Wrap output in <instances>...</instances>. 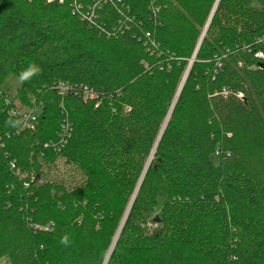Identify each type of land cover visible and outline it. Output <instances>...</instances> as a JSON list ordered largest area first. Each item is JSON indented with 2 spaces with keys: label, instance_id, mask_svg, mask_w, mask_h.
Wrapping results in <instances>:
<instances>
[{
  "label": "trees",
  "instance_id": "1",
  "mask_svg": "<svg viewBox=\"0 0 264 264\" xmlns=\"http://www.w3.org/2000/svg\"><path fill=\"white\" fill-rule=\"evenodd\" d=\"M217 1L0 0V259L104 264L154 153L108 264H264V0L219 1L177 98Z\"/></svg>",
  "mask_w": 264,
  "mask_h": 264
},
{
  "label": "built area",
  "instance_id": "2",
  "mask_svg": "<svg viewBox=\"0 0 264 264\" xmlns=\"http://www.w3.org/2000/svg\"><path fill=\"white\" fill-rule=\"evenodd\" d=\"M76 9H79V5H75ZM100 6H96L95 9ZM92 10L90 15H94L96 10ZM261 45H264V35L258 39V41ZM256 58L264 60V52L259 51L256 54ZM222 66L219 65V68ZM61 89L62 94L66 93L68 88L60 85L59 87ZM233 91L231 89H223V91L220 93L224 98H227L228 96L232 95ZM215 95H218V93H215ZM238 97L241 100H244V95L239 94ZM6 105L10 106V114L13 117H16L19 119V123L23 128H34V123L37 120L38 114L35 112L36 109L38 108H27L25 107L20 100H14V99H9L6 97L5 99ZM22 108H27L28 110L26 112L22 111ZM72 124L68 121L65 120L62 127L61 131L59 133V140L58 141H51L50 143H47L44 145L45 149L52 148L55 152H61L65 146L68 143L69 138L71 137V132H72ZM12 170L15 171V174L20 177L21 180L24 182V186L28 188L30 186V183L26 180V176L21 172L20 169L16 168V165L14 163L11 164Z\"/></svg>",
  "mask_w": 264,
  "mask_h": 264
},
{
  "label": "water",
  "instance_id": "3",
  "mask_svg": "<svg viewBox=\"0 0 264 264\" xmlns=\"http://www.w3.org/2000/svg\"><path fill=\"white\" fill-rule=\"evenodd\" d=\"M219 1H220V0L217 1L216 5H215V7H214V9H213V12H212V14H211V16H210V18H209V21H208V23H207V25H206V28H205V30H204L202 36H201V39H200V41H199L198 46H197L196 52H195V54H194V57L191 59V62H190L189 68H188V70H187V73H186V75H185V77H184V79H183V81H182L181 86H180V89H179V93H178V95H177V98L179 97V94L181 93V91H182V89H183V86H184V84H185V82H186V80H187V78H188V75H189V73H190V71H191V68H192V66H193V64H194V62H195V59H196L197 53H198V51H199V49H200V46H201V44H202V42H203V40H204V38H205V36H206V33H207V31H208V29H209V27H210V24H211V22H212V19H213V17H214V14H215V12H216L217 7H218V3H219ZM177 98H176V101L174 102V104H173V106H172L171 111H173V109H174V106H175V104H176V102H177ZM167 124H168V122H167ZM167 124L164 126L163 131H162L161 134H160V137H159V139H158V141H157V143H156L155 149L157 148V146H158V144H159V142H160V140H161V137H162V135H163L164 130L166 129ZM152 159H153V157H152ZM149 166H150V164L146 167V169H145V171H144V173H143V175H142V178H141L140 183H139V185H138V187H137V190H136V192H135V194H134V197H133V199H132V201H131V203H130V205H129V209H128L129 212H130V210H131V208H132V205H133V203H134V200H135L136 194H137V192H138V190H139V188H140V186H141V184H142V182H143V179H144V177H145V175H146V173H147V170H148ZM129 212H128V214H129ZM127 216H128V215H127ZM126 219H127V217H126ZM126 219L123 220V222H122V225H121V227H120L119 234H120L121 231H122V228H123V226H124V224H125ZM116 242H117V241L114 242V244H113V246H112V248H111V250H110V252H109V255H108V257H107V259H106V261H105L104 264H108L109 259H110L111 255H112V253H113V250H114V247H115Z\"/></svg>",
  "mask_w": 264,
  "mask_h": 264
},
{
  "label": "rangeland",
  "instance_id": "4",
  "mask_svg": "<svg viewBox=\"0 0 264 264\" xmlns=\"http://www.w3.org/2000/svg\"><path fill=\"white\" fill-rule=\"evenodd\" d=\"M251 8L256 9V10H260V11H264V5H261V4L256 3V2H253L251 4ZM20 88H21V80L17 76H15L13 74H10L5 79V81H4V83H3L2 87H1V91L4 92L9 99L12 100V99H14L16 97V95L18 93V90ZM27 110H28L27 108H22L23 112H26ZM35 112L37 114H39L40 113V109L39 108L36 109ZM170 114H171V112H170ZM169 117H170V115H169ZM167 122H168V120H167ZM166 123H165V125H166ZM63 164L64 163L62 161L58 163V168H60V170L64 169V165ZM0 264H11V262H10L8 257H4V258L0 259Z\"/></svg>",
  "mask_w": 264,
  "mask_h": 264
},
{
  "label": "bare ground",
  "instance_id": "5",
  "mask_svg": "<svg viewBox=\"0 0 264 264\" xmlns=\"http://www.w3.org/2000/svg\"><path fill=\"white\" fill-rule=\"evenodd\" d=\"M167 124V123H166ZM153 155H154V153H152V156H151V158H150V161H149V163H148V165L150 164V162H151V160H152V157H153ZM147 165V166H148ZM129 212V211H128ZM128 212H127V215H128ZM127 215H126V217H127ZM126 217H125V219H126ZM118 236H119V233H118V235H117V238H118ZM117 238H116V240L115 241H117Z\"/></svg>",
  "mask_w": 264,
  "mask_h": 264
},
{
  "label": "clouds",
  "instance_id": "6",
  "mask_svg": "<svg viewBox=\"0 0 264 264\" xmlns=\"http://www.w3.org/2000/svg\"><path fill=\"white\" fill-rule=\"evenodd\" d=\"M61 242L62 243H66L67 242V237H65Z\"/></svg>",
  "mask_w": 264,
  "mask_h": 264
}]
</instances>
